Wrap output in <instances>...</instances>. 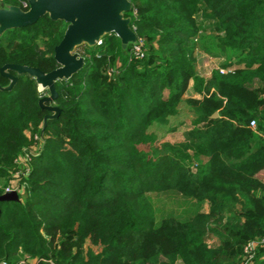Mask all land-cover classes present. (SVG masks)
Here are the masks:
<instances>
[{
	"label": "trees",
	"instance_id": "obj_1",
	"mask_svg": "<svg viewBox=\"0 0 264 264\" xmlns=\"http://www.w3.org/2000/svg\"><path fill=\"white\" fill-rule=\"evenodd\" d=\"M129 2L143 55L113 33L78 46L42 130L33 77L0 88V193L29 156L24 195L0 200V263L242 264L255 241L245 264H264V138L247 125L264 129V0ZM64 28L43 15L3 31L0 65L55 67ZM196 47L235 67L198 74Z\"/></svg>",
	"mask_w": 264,
	"mask_h": 264
},
{
	"label": "water",
	"instance_id": "obj_2",
	"mask_svg": "<svg viewBox=\"0 0 264 264\" xmlns=\"http://www.w3.org/2000/svg\"><path fill=\"white\" fill-rule=\"evenodd\" d=\"M27 7L4 3L0 6V34L11 28L24 27L34 23L39 17L47 15L52 20H61L65 28L58 43L53 47L56 66L43 71L36 66L5 62L0 65V74L8 79L0 85L9 89L16 80V73H27L33 77L37 89L46 90L38 98V104L48 110L42 117L41 130L46 118L53 117L59 111L52 103L56 97L54 81L67 78L84 63L83 56L75 47L93 46L102 35L113 33L120 41V47L136 44V35L130 27L129 17L124 12L130 10L129 0H26ZM216 111L211 113L215 116ZM0 200H19L16 190H4Z\"/></svg>",
	"mask_w": 264,
	"mask_h": 264
},
{
	"label": "built area",
	"instance_id": "obj_3",
	"mask_svg": "<svg viewBox=\"0 0 264 264\" xmlns=\"http://www.w3.org/2000/svg\"><path fill=\"white\" fill-rule=\"evenodd\" d=\"M4 3H8V4H14L19 6L20 8H26L27 7V2L26 0H0V6ZM100 43V40H98L96 42V44ZM131 50L134 53L135 56L137 57H141L143 55V46H142V41L139 39H136V44L135 45H131ZM218 70L220 72H227V71H231L232 68L230 66L227 67H222V66H218L217 67ZM248 127L250 129H252L253 131H255L257 134H259L260 136H262L264 138V129L263 130H258L257 126H256V121L254 118L249 119L248 121ZM29 156L28 153H24L23 157H21L19 160L21 162H23L24 167L23 168H18L15 171H13L12 173V179L10 180V182L7 184V186H5L4 190H16L19 194L20 190L22 188H24L25 186V182L23 180H21L20 178H22L23 175H25V173L28 170V166L26 165L27 160H28ZM255 241H249L247 242V244L244 246V250L245 252H247V255L244 259V261L242 262V264H245L246 261H249L250 257H251V248L254 246ZM0 264H4L3 261H1Z\"/></svg>",
	"mask_w": 264,
	"mask_h": 264
},
{
	"label": "rangeland",
	"instance_id": "obj_4",
	"mask_svg": "<svg viewBox=\"0 0 264 264\" xmlns=\"http://www.w3.org/2000/svg\"><path fill=\"white\" fill-rule=\"evenodd\" d=\"M197 18L200 21L202 27L206 30L205 33H209L210 32L209 23L207 21H205L204 19H202V17H200V16L197 17ZM86 47H90L91 48L93 46H87L86 45ZM75 49H78V48L75 47ZM194 56H195V67H196L197 71L200 72L202 75H205L207 73V71L210 69V67L214 66V63H215L214 56H212L211 54L207 53L202 47L194 48ZM216 62H217V59H216ZM193 85L194 84L191 81V86H192L191 88L193 89V91H192V89H189V90H187V91L185 90L183 92V94L185 95V98H187V100H188V102L190 104H196L197 101L200 99V97L197 95L198 89H196ZM40 92H41V95L46 94V91H44V90H40ZM192 93H193V95H196V96H193ZM184 111H186V110H184ZM184 111L182 112L183 113L182 116L185 114ZM175 133L176 132H173V133L168 135L169 137L168 136H166V137L168 139H171V138H173L175 136ZM163 136H165V135H163ZM23 189L24 188H22L20 190V192H19V194L22 195V196L24 195ZM204 239H205V241L207 243H209L211 245L217 243V239L212 234H206L204 236Z\"/></svg>",
	"mask_w": 264,
	"mask_h": 264
},
{
	"label": "crops",
	"instance_id": "obj_5",
	"mask_svg": "<svg viewBox=\"0 0 264 264\" xmlns=\"http://www.w3.org/2000/svg\"><path fill=\"white\" fill-rule=\"evenodd\" d=\"M214 56V58H215V63H214V66H212V67H215V68H217L218 66H222V67H227V66H230L232 69L235 67V63H230V64H225V65H222V63H223V61H225V58H224V56L222 55V54H218V55H213ZM216 59H217V62H216ZM212 67H210V69L212 68ZM210 69L207 71V73L205 74V75H203V76H208V74H209V72H210ZM218 69V68H217ZM195 70H196V72L198 73V74H201L200 72H198L197 71V69H196V67H195ZM220 72V71H219ZM202 75V74H201ZM190 87V88H189ZM192 86H191V81L189 82V84H188V86H187V88L185 89L186 91L187 90H189V89H192L191 88ZM192 91H193V89H192ZM203 94V92L201 91V90H198V92H197V95L201 98V95ZM190 95V94H189ZM192 95H193V93H192ZM193 96H196V95H193ZM182 99L184 100L185 99V101H187L188 102V100H187V98H185V95L183 94L182 95Z\"/></svg>",
	"mask_w": 264,
	"mask_h": 264
}]
</instances>
